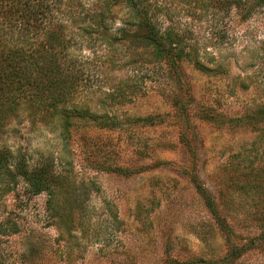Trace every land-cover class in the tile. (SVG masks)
I'll return each mask as SVG.
<instances>
[{
	"label": "rangeland",
	"instance_id": "rangeland-1",
	"mask_svg": "<svg viewBox=\"0 0 264 264\" xmlns=\"http://www.w3.org/2000/svg\"><path fill=\"white\" fill-rule=\"evenodd\" d=\"M216 1L148 0L158 27L214 71L186 58L171 77L119 54L104 65L102 46L80 43L72 68L83 80L68 103L86 115L62 136L24 116L6 127L0 149L26 165L52 159L72 190L50 201L21 178L0 183V264H264V123H221L264 106V4L243 19ZM134 76L130 95L119 81ZM118 85L124 102L112 100Z\"/></svg>",
	"mask_w": 264,
	"mask_h": 264
},
{
	"label": "trees",
	"instance_id": "trees-1",
	"mask_svg": "<svg viewBox=\"0 0 264 264\" xmlns=\"http://www.w3.org/2000/svg\"><path fill=\"white\" fill-rule=\"evenodd\" d=\"M216 3V8L224 12L231 7L244 10L241 17L246 19L264 0H217ZM117 6L121 8V16L115 10ZM117 18L118 28L113 30L112 23ZM184 39L171 27L163 31L158 27L156 12L151 10L148 0H0V136L21 116L32 124L56 122L61 126L62 136L69 132L73 117L86 115L85 110L68 103L74 88L83 80L72 68L80 43L90 50L102 46L107 52L100 56H105L104 65L116 64L117 61L105 59L119 54V63L125 62L129 68L156 62L166 64L171 77L179 73L180 63L186 58L198 69L214 71L199 63L195 50L186 46ZM140 83L138 76L119 81V85L130 89V95L140 88ZM119 85L111 94L112 100L118 97L124 102ZM202 111L206 119L217 122L212 110ZM93 117L88 115L101 127L116 126ZM222 119L221 123L231 125L264 123V106L240 117ZM53 167L52 159L26 165L8 149H0V183L10 180L15 185L16 178H21L28 191L34 195L46 192L50 201L53 196L72 190V183L64 175L56 174ZM224 232L227 235L228 229ZM242 246L228 257L229 261L238 256Z\"/></svg>",
	"mask_w": 264,
	"mask_h": 264
}]
</instances>
